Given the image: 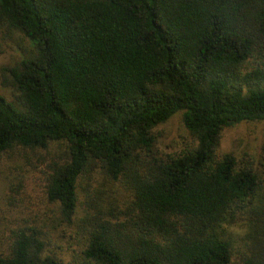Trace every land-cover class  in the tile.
I'll return each mask as SVG.
<instances>
[{
  "label": "trees",
  "instance_id": "16d2710c",
  "mask_svg": "<svg viewBox=\"0 0 264 264\" xmlns=\"http://www.w3.org/2000/svg\"><path fill=\"white\" fill-rule=\"evenodd\" d=\"M0 27L32 47L2 69L0 162L86 230L68 264H232L239 221L243 264H264L259 173L216 154L223 128L264 120V0H0ZM177 112L196 144L161 155ZM49 240L3 231L0 264H63Z\"/></svg>",
  "mask_w": 264,
  "mask_h": 264
},
{
  "label": "rangeland",
  "instance_id": "374dc122",
  "mask_svg": "<svg viewBox=\"0 0 264 264\" xmlns=\"http://www.w3.org/2000/svg\"><path fill=\"white\" fill-rule=\"evenodd\" d=\"M31 51L29 40L20 32L8 31L4 27H0V94L8 99H12V95L8 86L2 84L4 79L2 69L27 56ZM153 134L155 149L161 155L179 153L196 144L195 138L183 125L181 112L175 113L166 122L157 125L153 129ZM263 144L264 120L241 121L222 129L216 154L230 152L239 163L251 161L259 173L260 199L264 204ZM25 169L10 173L9 164L0 162V234L3 231L6 233L11 231L17 225H41L50 235L48 252H54L63 264L82 263L81 251L85 245L86 230L74 221L66 225L64 223L59 225L54 220L55 205L49 202L45 195L42 174L35 169ZM22 174L25 175V178L20 182L21 186L13 179V187L7 189L8 178ZM12 190H15V193H12ZM80 198H83V194H80ZM81 214L78 212L77 216ZM247 230L244 221H239L228 227L232 241V264H243L240 255L248 251L245 247Z\"/></svg>",
  "mask_w": 264,
  "mask_h": 264
}]
</instances>
